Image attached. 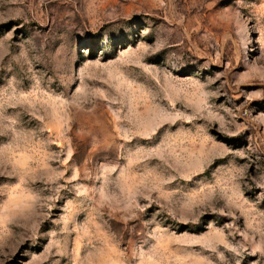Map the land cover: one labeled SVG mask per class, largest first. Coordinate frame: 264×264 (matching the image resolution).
Instances as JSON below:
<instances>
[{"label": "rangeland", "instance_id": "1", "mask_svg": "<svg viewBox=\"0 0 264 264\" xmlns=\"http://www.w3.org/2000/svg\"><path fill=\"white\" fill-rule=\"evenodd\" d=\"M0 264H264V0H0Z\"/></svg>", "mask_w": 264, "mask_h": 264}]
</instances>
